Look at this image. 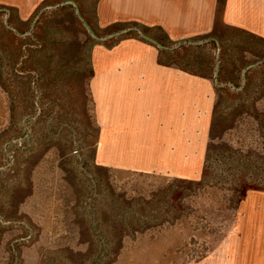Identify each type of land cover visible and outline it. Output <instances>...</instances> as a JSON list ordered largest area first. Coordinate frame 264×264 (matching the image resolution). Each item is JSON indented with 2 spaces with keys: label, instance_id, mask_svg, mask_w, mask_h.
I'll return each mask as SVG.
<instances>
[{
  "label": "rangeland",
  "instance_id": "374dc122",
  "mask_svg": "<svg viewBox=\"0 0 264 264\" xmlns=\"http://www.w3.org/2000/svg\"><path fill=\"white\" fill-rule=\"evenodd\" d=\"M112 4L0 0V264H264V30L156 38L214 88L202 155L114 164L97 65L151 43Z\"/></svg>",
  "mask_w": 264,
  "mask_h": 264
},
{
  "label": "crops",
  "instance_id": "0c3cea01",
  "mask_svg": "<svg viewBox=\"0 0 264 264\" xmlns=\"http://www.w3.org/2000/svg\"><path fill=\"white\" fill-rule=\"evenodd\" d=\"M112 1L116 17L137 22L140 31L162 43L208 36L217 29L264 30V0ZM149 45L112 53L117 59L132 54L129 68L111 67L104 58L97 65L98 69L101 65V97L105 94L103 119L107 118L101 130V156L112 158L114 164L126 158L139 161L140 166L149 165L147 159H158L159 165L168 161L166 165L185 171L187 156L202 155L215 91L208 77L160 62L161 52ZM204 92L209 94L206 102ZM107 108L112 111L106 112ZM198 110L203 114L197 115Z\"/></svg>",
  "mask_w": 264,
  "mask_h": 264
},
{
  "label": "water",
  "instance_id": "95a60500",
  "mask_svg": "<svg viewBox=\"0 0 264 264\" xmlns=\"http://www.w3.org/2000/svg\"><path fill=\"white\" fill-rule=\"evenodd\" d=\"M70 3V2H69ZM70 4H74L73 2H71ZM89 30V29H88ZM90 31V30H89ZM129 31V30H128ZM91 32V31H90ZM127 31L126 30H123V31H121V32H118V33H114L113 35H112V37L113 36H119V35H122V34H124V33H126ZM93 35V34H92ZM94 36V35H93ZM139 37L141 38V39H143V40H145V41H147V42H149V43H151V44H153V45H155L156 47H158V48H161V49H170V48H168V47H164L162 44H160L157 40H155V39H153V38H151V37H149V36H147V35H145V34H143V33H141V32H139ZM199 43V42H198Z\"/></svg>",
  "mask_w": 264,
  "mask_h": 264
}]
</instances>
